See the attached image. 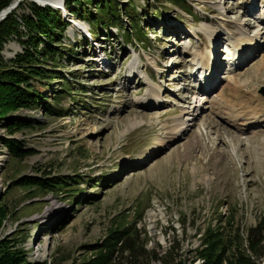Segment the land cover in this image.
I'll use <instances>...</instances> for the list:
<instances>
[{
  "label": "rangeland",
  "instance_id": "rangeland-1",
  "mask_svg": "<svg viewBox=\"0 0 264 264\" xmlns=\"http://www.w3.org/2000/svg\"><path fill=\"white\" fill-rule=\"evenodd\" d=\"M31 1H21L15 14L29 15ZM59 1L54 9L69 23L63 43L78 53L70 52V62L58 58L55 69L75 85L72 95H57L58 81L32 80L37 107L0 108V242L9 253L21 251L22 264L84 263L93 258L86 246L141 217L136 228L153 259L139 264H162L168 251L167 264H201L196 251L206 229L232 220L227 230L238 228L245 239L263 228L264 0H184L183 9L166 0H129L140 14L142 42H127L112 27L96 37L86 22L64 7L62 13ZM21 31L24 37L2 45L4 62L23 52ZM209 34L218 36L212 47ZM237 38L245 40L239 57ZM55 97L67 116L45 115L43 105H54ZM194 105L188 128L175 133ZM250 111L261 126L243 132L230 117ZM7 140L34 153L13 157ZM78 175L84 182L75 201L67 191L76 186L51 192L23 180L69 182ZM257 258L264 264V254Z\"/></svg>",
  "mask_w": 264,
  "mask_h": 264
},
{
  "label": "trees",
  "instance_id": "trees-1",
  "mask_svg": "<svg viewBox=\"0 0 264 264\" xmlns=\"http://www.w3.org/2000/svg\"><path fill=\"white\" fill-rule=\"evenodd\" d=\"M13 0H0V11L10 5ZM122 0H64L63 7L73 17L86 22L92 34L98 37V33L109 28H117L123 33V40L142 42L144 32L140 28V14L129 0L127 5H121ZM158 1V0H155ZM167 2L183 9L184 0H166ZM22 3H18L17 9L22 10ZM86 5H92L93 11L87 10ZM185 9V8H184ZM29 15L15 14V10L8 14L0 22V52L2 45L12 37H24L21 28L26 32V40L20 41L24 47L23 52L17 54L13 59L4 62L0 54V108H34L40 104L39 95L35 91L30 81L35 80L45 84L56 82L59 89L57 95H72L73 91L68 77L56 70L58 58L71 61L72 54L77 55V51L72 49L69 44L64 45L63 39L69 26L58 10L48 6L41 7L34 3L28 5ZM187 11L191 15L190 10ZM121 15H125L130 28H124ZM134 33V34H133ZM86 40H83L84 44ZM81 46L80 42L75 41V45ZM83 46V45H82ZM70 52L72 54H70ZM51 62V64H48ZM50 65L53 69H47ZM59 69V68H58ZM74 79V78H73ZM72 79V80H73ZM44 81V82H43ZM81 87V86H80ZM83 89V87H82ZM60 97L54 98V105L44 104L43 111L49 116H67V111L57 107ZM26 122L18 121L16 126L25 127ZM7 150L13 157L33 154L32 150H23L22 144L14 141H5ZM26 186H37L42 190L57 192L69 186H76L84 182L81 176L70 179L66 178H29L23 179ZM33 181V182H31ZM27 182V183H26ZM29 182V183H28ZM31 182V184H30ZM72 182V183H71ZM70 199L77 200L81 195V190L69 188ZM66 192V193H67ZM67 195V194H65ZM95 198V197H94ZM141 221L135 218L133 221H123L115 224V227L107 234L101 243L86 246L93 252V258L80 264H139L140 261L153 259V253H149L144 248L146 234L137 230L136 225ZM68 223L64 220L56 229H61ZM233 221H228L222 228L206 229L201 237V247L196 251V255L202 261L201 264H257L259 258L264 254L261 243L264 242V227L261 225L250 229L246 238L242 239L238 228L227 230ZM184 225V223H182ZM144 235L141 238V235ZM7 243L0 242V264H22L25 261L21 251L9 253ZM6 249V250H5ZM170 252L161 255L159 260L162 264H167L165 259ZM256 258V259H255ZM26 264H31L26 262ZM38 264V263H34ZM40 264V263H39ZM180 264V262L171 263Z\"/></svg>",
  "mask_w": 264,
  "mask_h": 264
},
{
  "label": "bare ground",
  "instance_id": "bare-ground-1",
  "mask_svg": "<svg viewBox=\"0 0 264 264\" xmlns=\"http://www.w3.org/2000/svg\"><path fill=\"white\" fill-rule=\"evenodd\" d=\"M32 1H35L36 3H38V4H48L49 6H52L51 8H55V6L56 7H58V5H60V1L59 0H32ZM35 3V4H36ZM37 5V4H36ZM48 6V7H49ZM54 6V7H53ZM62 8V7H61ZM58 9H60V8H58ZM77 24H75V26H76ZM218 36H216V35H213V34H209V36H208V40H209V42H210V44H211V47L214 45V43H215V39L217 38ZM236 40V39H235ZM234 40V41H235ZM233 41V43H232V46H234V50H235V53H236V56L237 57H239L240 55V53H239V49L241 48H244L245 47V44H244V39H239V38H237V40L234 42ZM212 63V62H211ZM205 71H208V74H207V77L206 78H208L210 81L213 79L212 78V74L214 73V70H213V66H212V64H208V66L207 67H205ZM201 92V91H200ZM204 93H205V89H204V91H203ZM199 101H201V99L199 100ZM198 101V102H199ZM200 103V102H199ZM198 105H200V104H197V106ZM200 106H202V105H200ZM199 107V106H198ZM196 109V105H194V107H193V109H192V113L191 112H189V113H187V114H185V119H181L180 121H179V123H178V125H177V127L175 128V133H178V132H181V131H185L187 128H188V126H189V118H190V116H194V115H196L197 114V111L195 110ZM196 111V112H195ZM234 113H238V111H233ZM242 114L241 115H239V114H235V115H231V119L235 122V120L236 121H238V120H240L241 121V124H239V126H238V128H240L243 132H246L245 131V129H248V128H250V127H252L253 129H257V128H259L260 126H261V122H259V120H257V116H254L253 114H252V112L250 111V112H248V114L247 115H243V112H241ZM262 113H264V111L262 112ZM239 115V116H238ZM193 119V118H192ZM255 119H256V121H255ZM192 121V120H191ZM256 122H259L258 124L256 123ZM191 123V122H190ZM251 123H252V126H250L251 125ZM263 124V123H262ZM237 127V126H236ZM240 129H238V130H240ZM240 132V131H239ZM173 133V132H172ZM224 133L226 134V135H232V139H233V141H238V138H233V133H231V132H227V131H224ZM174 135V137H171L173 140L174 139H178L177 138V136H176V134H173ZM235 137V136H234ZM170 138V139H171ZM259 141L260 140H257V141H255V142H257V143H259Z\"/></svg>",
  "mask_w": 264,
  "mask_h": 264
},
{
  "label": "water",
  "instance_id": "water-1",
  "mask_svg": "<svg viewBox=\"0 0 264 264\" xmlns=\"http://www.w3.org/2000/svg\"><path fill=\"white\" fill-rule=\"evenodd\" d=\"M21 1L23 0H14L6 9L2 10L0 12V22L2 21V19H4V17H6L10 12H12L14 9H16V7L19 5L18 3H20ZM62 1V8H60V11H62V13L64 12V9H63V0ZM32 3H36L35 1H31ZM37 5L41 6V7H44V6H49L48 4H38L36 3ZM49 7H52V6H49ZM65 13V12H64Z\"/></svg>",
  "mask_w": 264,
  "mask_h": 264
}]
</instances>
